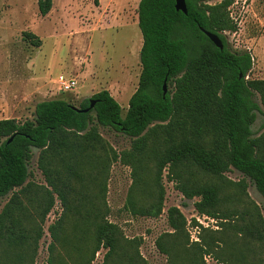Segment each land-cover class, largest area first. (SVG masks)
Returning <instances> with one entry per match:
<instances>
[{"label": "trees", "instance_id": "obj_1", "mask_svg": "<svg viewBox=\"0 0 264 264\" xmlns=\"http://www.w3.org/2000/svg\"><path fill=\"white\" fill-rule=\"evenodd\" d=\"M211 1L186 0L185 14L176 9V0H140L142 69L125 116L120 103L103 89L78 105L61 98L38 102L32 119H0V203L10 195L0 211V247L34 244L37 249L44 235L40 223L45 222L54 207L55 193L64 205L65 215L78 207L74 202L79 199L69 178L84 181V159L89 160L91 149L103 146L99 128L104 127L133 139L131 149L115 155V159L135 170L143 163L150 139L160 138L166 143L158 160L159 200L155 206L142 208L130 193L127 206L134 214L158 217L163 213L165 188L161 180L168 168L182 194L196 199L195 208L200 214L221 220L220 230H203L201 242L192 243L199 256L198 264H204L205 254H212L232 237L241 240L242 250L237 253L236 263L227 260V264H264V216L249 210H222L217 185H197L187 176L192 167L217 177L236 169L244 176L239 182L242 188L247 187L245 178H249L264 196V135H256L253 130L257 111L264 115V80H247L254 64L251 53L234 51L229 46L226 32L238 29L229 10L234 0ZM38 5L45 16L52 9L53 0H38ZM201 27L217 34L224 48H219ZM23 37L34 46H41L42 40L32 32L25 31ZM166 79L170 88L165 94ZM258 93L262 105L256 100ZM91 99L96 101L92 110L76 109L88 108ZM206 136L212 137L210 146L204 142ZM34 148L41 150L39 167L52 188L43 186L40 191L44 204L41 212L30 197L33 184L28 182ZM100 215L101 212L96 214ZM29 221L38 226L36 234L31 233ZM63 221L61 218L48 230L55 243L65 249L66 264H89L102 245L108 248L107 260L118 252L120 228L106 214L99 221H89L96 228L97 246L90 258L80 260L61 242L58 231ZM168 221L174 233L160 236L157 245L175 264L176 256L166 237L185 232L189 242L190 236L180 208H169ZM50 249H56L53 243ZM244 250L252 256L251 261ZM218 253L225 256L218 258L226 260L223 249ZM47 264H54L52 257Z\"/></svg>", "mask_w": 264, "mask_h": 264}, {"label": "rangeland", "instance_id": "obj_2", "mask_svg": "<svg viewBox=\"0 0 264 264\" xmlns=\"http://www.w3.org/2000/svg\"><path fill=\"white\" fill-rule=\"evenodd\" d=\"M220 1L212 0L211 3ZM139 3L140 0H53L52 9L43 16L38 0H0V101L8 97L22 100L20 110L9 116L19 121L32 119L37 103L49 99L61 98L78 105L81 96L91 89H108L101 87L106 81H115L116 76H120L123 64L130 68L131 86L116 99L125 116L140 78L143 35L137 19ZM229 10L238 26L237 31L226 32L229 46L234 51L248 50L251 53L254 64L247 80H264V0H234ZM25 31L36 34L42 40L41 46L26 41L23 37ZM85 60L90 62L88 70L79 75L78 68ZM58 62H66L67 68L61 69ZM63 74L77 78L79 85L72 91H61L59 77ZM256 100L262 105L259 93ZM2 106L0 102V109ZM263 123L264 115L257 111L253 125L256 135H264ZM99 131L104 144L91 149L89 160L84 159L81 169L84 181L69 178L75 189L74 195L79 199L74 202L78 207L65 215L64 205L55 193V205L45 222L40 223L44 235L37 249L34 244L21 248L2 246L0 264H47L50 257L54 264H66L65 249L55 243L48 230L61 218L64 221L58 234L66 249L78 260L90 258L97 246V234L94 224L89 221H99L104 214L120 228L121 245L108 260V248L102 245L89 264H141L143 261L171 264L170 257L157 245L160 236L174 233L168 221L171 207L180 208L185 215L190 236L189 242L185 232L166 237L176 256L175 264H198L199 256L192 243L201 242L204 231L200 234V241L194 240L189 231L190 220L200 214L195 208L196 199H188L182 194L168 168L163 171L161 180L165 199L160 216L137 215L127 206L130 193L138 207L150 208L157 204L160 193L158 160L165 151V141L150 139L143 163L135 170L119 158L115 159V155L131 149L133 139L110 128L100 127ZM204 142L210 146L212 137L206 136ZM40 153V149H33L32 175L28 182L33 184L30 197L41 212L44 204L40 191L43 186L52 188L39 167ZM192 168L191 175L187 174L192 183L215 184L220 188L222 210H249L264 216V196L249 178H245V189L239 185L244 179L241 172L231 169L223 177H217ZM9 197L1 200L0 211ZM28 225L33 234L39 230L35 223L29 221ZM52 243L56 247L54 250L50 249ZM222 249L226 260L220 259L225 258L218 253ZM241 250V240L232 237L212 254H205L203 261L204 264H227V260L236 263L237 253L239 255ZM245 251L251 261L252 256Z\"/></svg>", "mask_w": 264, "mask_h": 264}, {"label": "crops", "instance_id": "obj_3", "mask_svg": "<svg viewBox=\"0 0 264 264\" xmlns=\"http://www.w3.org/2000/svg\"><path fill=\"white\" fill-rule=\"evenodd\" d=\"M137 19H138V23H139V17H137ZM89 63L90 62L88 60H85L84 62L80 63V68H78L79 69V75L87 72V70H88L87 64H89ZM71 65H72V67H74L73 64H71ZM57 66H60L61 69L64 66H65V68H67L66 62H58ZM141 69H142V67H141V65H139V73H138L139 77L141 74ZM129 71H130V68L127 65L123 64L120 76H116L115 81H111V82L106 81V84L104 83V85L101 88H108L107 90L110 91V93L112 94V96L115 99L121 95H124L122 93L129 91V87L131 86V82H130L131 77L129 75ZM136 89L137 88L133 89L134 92L136 91ZM101 90L102 89H98V90L91 89L88 93L81 96V100H83L85 98H89L93 94H95ZM134 92H133V94H134ZM125 97H127V99H128L129 98L128 94H125ZM0 102L3 104L2 108L0 109V119L13 118V116H9V115L10 114L14 115V113L18 112L20 110V108L22 107V100H20L19 98L14 99V98L8 97L7 99L1 100Z\"/></svg>", "mask_w": 264, "mask_h": 264}, {"label": "built area", "instance_id": "obj_4", "mask_svg": "<svg viewBox=\"0 0 264 264\" xmlns=\"http://www.w3.org/2000/svg\"><path fill=\"white\" fill-rule=\"evenodd\" d=\"M59 85L61 91L69 92L79 85V81L75 77L63 74L59 77ZM220 221V219L206 214H195L193 220L189 222V231L192 234V238L200 241V234L203 230H219Z\"/></svg>", "mask_w": 264, "mask_h": 264}, {"label": "water", "instance_id": "obj_5", "mask_svg": "<svg viewBox=\"0 0 264 264\" xmlns=\"http://www.w3.org/2000/svg\"><path fill=\"white\" fill-rule=\"evenodd\" d=\"M176 9L178 11H183L185 14H188V7H187V2L186 0H176ZM201 29L209 36V38L221 49L224 48V44H223V41L221 40V38L215 34V33H212L210 31H207L205 30L204 28L201 27ZM163 89H164V93L166 94L167 91H168V80L166 79L165 82H164V85H163ZM96 104V101L91 99L90 100V106L86 109H81V108H78L76 107V109L80 110V111H83V112H88L90 110H92L94 108ZM13 139V137L9 140L11 141Z\"/></svg>", "mask_w": 264, "mask_h": 264}]
</instances>
